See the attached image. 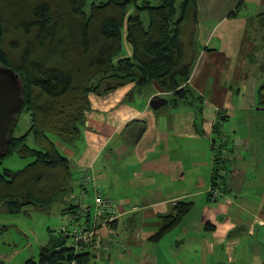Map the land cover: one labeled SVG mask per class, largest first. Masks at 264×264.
Masks as SVG:
<instances>
[{"label":"crops","instance_id":"crops-1","mask_svg":"<svg viewBox=\"0 0 264 264\" xmlns=\"http://www.w3.org/2000/svg\"><path fill=\"white\" fill-rule=\"evenodd\" d=\"M193 52L196 99L152 110L171 98L155 82L90 93L79 139L54 142L71 171L61 228L79 219L93 233L87 264H264V0H196ZM216 150L226 176L209 197ZM97 195L114 203L113 223L94 215ZM184 203L180 224L151 241Z\"/></svg>","mask_w":264,"mask_h":264},{"label":"trees","instance_id":"trees-1","mask_svg":"<svg viewBox=\"0 0 264 264\" xmlns=\"http://www.w3.org/2000/svg\"><path fill=\"white\" fill-rule=\"evenodd\" d=\"M195 8L196 0L179 5L176 0H0V64L18 75L24 102L21 112L30 116L28 131L12 136L4 156L14 153L27 165L15 173L0 171V203L9 213L27 207L44 210L69 195L70 166L52 136L65 145L79 139L89 110L88 94L101 96L128 84L142 88L155 82L171 94L168 105L196 99L188 88L196 57ZM12 24L16 52L11 51V58L3 44L6 26ZM123 31L133 55L114 62L122 51ZM258 105L264 113V86L258 89ZM28 135L33 136L35 149L27 146ZM218 150L212 192L226 176ZM191 207L178 205L174 215L163 218L151 241L170 233ZM58 234L36 260L24 264L72 260L87 264L84 252L75 254L67 245L71 237L66 232Z\"/></svg>","mask_w":264,"mask_h":264},{"label":"rangeland","instance_id":"rangeland-1","mask_svg":"<svg viewBox=\"0 0 264 264\" xmlns=\"http://www.w3.org/2000/svg\"><path fill=\"white\" fill-rule=\"evenodd\" d=\"M182 0H176V4ZM4 17V12H2ZM5 18V17H4ZM14 25L6 26V35L3 44V48L6 53L12 58L14 45L12 44L15 35L11 34V27ZM18 34V33H17ZM126 33H122V51L118 58L114 60L116 62L120 58L127 57L128 45L125 39ZM259 40V44H261ZM13 48V49H11ZM145 88L144 90H146ZM30 116L26 112H21L18 116L17 124L13 132L14 137L25 135L29 129ZM33 137L27 136V143L34 149ZM52 140L56 142L54 136ZM30 148V149H33ZM27 160H22L12 153L4 157L1 161L0 171L3 169L11 170L15 173L22 170L27 165ZM5 170L4 172H6ZM10 172V171H7ZM71 195L66 196L65 202H69ZM60 202V203H59ZM62 201H55L51 203L49 208L44 210L35 209L33 207H27L22 209L20 213L11 214L6 210V206L0 203V262L1 264H24L28 259L36 260L38 258L40 250L48 244L51 238H58L60 235L58 231L65 223V216L60 214L62 208ZM65 218V219H64Z\"/></svg>","mask_w":264,"mask_h":264},{"label":"water","instance_id":"water-1","mask_svg":"<svg viewBox=\"0 0 264 264\" xmlns=\"http://www.w3.org/2000/svg\"><path fill=\"white\" fill-rule=\"evenodd\" d=\"M23 103L18 75L11 68L0 64V158L7 154ZM165 104L168 101L156 97L149 102V107L157 110Z\"/></svg>","mask_w":264,"mask_h":264},{"label":"built area","instance_id":"built-area-1","mask_svg":"<svg viewBox=\"0 0 264 264\" xmlns=\"http://www.w3.org/2000/svg\"><path fill=\"white\" fill-rule=\"evenodd\" d=\"M224 172H220V175H224ZM88 178V177H87ZM213 195L217 194L216 190L212 192ZM93 213L96 217H103L107 222H113L115 219V205L112 201L103 198L100 195L94 197L93 200ZM77 221H73L69 228H61L59 232H66L71 237V247L74 248L75 254L84 252V247L91 242L93 233L84 230ZM69 264H84L79 263L77 260H72Z\"/></svg>","mask_w":264,"mask_h":264}]
</instances>
